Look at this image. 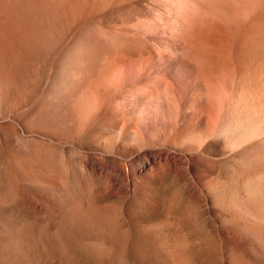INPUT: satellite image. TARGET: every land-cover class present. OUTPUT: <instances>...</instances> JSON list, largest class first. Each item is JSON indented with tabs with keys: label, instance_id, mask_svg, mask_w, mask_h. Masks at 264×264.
Masks as SVG:
<instances>
[{
	"label": "rangeland",
	"instance_id": "1",
	"mask_svg": "<svg viewBox=\"0 0 264 264\" xmlns=\"http://www.w3.org/2000/svg\"><path fill=\"white\" fill-rule=\"evenodd\" d=\"M130 12L120 0H0V264H165L171 246L191 264L262 262L123 138L103 74L133 44ZM31 20L41 39L28 43Z\"/></svg>",
	"mask_w": 264,
	"mask_h": 264
},
{
	"label": "bare ground",
	"instance_id": "2",
	"mask_svg": "<svg viewBox=\"0 0 264 264\" xmlns=\"http://www.w3.org/2000/svg\"><path fill=\"white\" fill-rule=\"evenodd\" d=\"M120 2L132 5L121 18L126 33L135 23L133 44L103 86L123 138L152 154L153 176L175 172L219 210L222 231L262 258L236 264H264V0ZM32 21L28 43L41 30ZM181 251L171 246L164 263L191 264Z\"/></svg>",
	"mask_w": 264,
	"mask_h": 264
}]
</instances>
